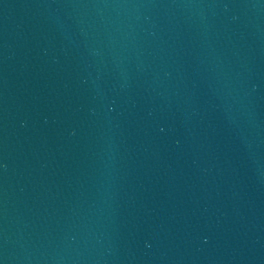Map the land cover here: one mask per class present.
I'll list each match as a JSON object with an SVG mask.
<instances>
[{"label":"water","instance_id":"1","mask_svg":"<svg viewBox=\"0 0 264 264\" xmlns=\"http://www.w3.org/2000/svg\"><path fill=\"white\" fill-rule=\"evenodd\" d=\"M0 264H264V0H0Z\"/></svg>","mask_w":264,"mask_h":264}]
</instances>
